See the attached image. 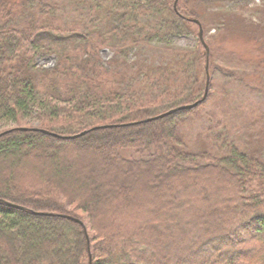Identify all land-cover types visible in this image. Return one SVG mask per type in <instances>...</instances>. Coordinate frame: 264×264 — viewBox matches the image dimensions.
<instances>
[{"label": "trees", "instance_id": "1", "mask_svg": "<svg viewBox=\"0 0 264 264\" xmlns=\"http://www.w3.org/2000/svg\"><path fill=\"white\" fill-rule=\"evenodd\" d=\"M242 1L0 0V264H264V159L178 134L214 87L202 6ZM207 65L203 103L140 123L202 100Z\"/></svg>", "mask_w": 264, "mask_h": 264}, {"label": "rangeland", "instance_id": "2", "mask_svg": "<svg viewBox=\"0 0 264 264\" xmlns=\"http://www.w3.org/2000/svg\"><path fill=\"white\" fill-rule=\"evenodd\" d=\"M202 7L206 8L203 21L206 34L208 37L215 35L220 48L216 53V67L212 70L214 87L212 97L205 103V109L198 113L201 118L198 114L186 117V123L178 134L190 147L189 150L195 153L200 151L219 157L225 155L213 144L214 138L220 134L230 137L243 152L264 159V0L227 3L221 8ZM198 11L203 12L202 9ZM217 11H220L219 14L229 13L226 28L224 26L227 24L223 20L219 22V17H213ZM220 24L223 25L222 29L218 27ZM175 42L179 46H191L196 41L194 37L186 36ZM102 54L105 60L112 56L108 50ZM37 63L41 67H52L55 58L40 57ZM236 77L244 80H235ZM243 82H250L254 88H248ZM224 86L230 88L229 94L221 91ZM212 128L214 134L206 133ZM134 153L132 150L125 151L123 156L136 157ZM127 178L120 177L118 183L130 187ZM141 182L147 188L151 187V182L145 179ZM106 186L104 184L105 189H108ZM136 191L131 189L124 193L131 199L132 193Z\"/></svg>", "mask_w": 264, "mask_h": 264}, {"label": "water", "instance_id": "3", "mask_svg": "<svg viewBox=\"0 0 264 264\" xmlns=\"http://www.w3.org/2000/svg\"><path fill=\"white\" fill-rule=\"evenodd\" d=\"M195 24H197L200 28V33H199V36H200V39L201 41L204 43L205 45V48L207 50V54L209 56V48L208 46L206 45L205 43V39H204V32H203V29H202V26H201V23L199 20L197 19H194L192 20ZM207 73H208V76H207V85H206V91H205V95L203 96L202 100L196 102L195 104H192V105H189V106H182L178 109H175V110H170L169 112H166L160 116H157L155 118H152V119H149V120H145L143 122H140V123H147V122H151V121H156V120H159V119H162V118H165V117H168L174 113H177L179 111H185V110H191V109H194L196 108L197 106H199L201 103H203L206 99H207V96H208V93H209V81H210V76H209V71H208V65H207ZM135 124H138V123H135ZM135 124H131V125H135ZM130 125V124H129ZM110 126H103V127H97V128H94L93 130H98V129H104V128H109ZM14 129H9L7 131H4L2 133H0V138L4 135H7L9 133H11ZM16 130H19V131H22V132H27V131H36V129H30V128H27V127H20V128H16ZM43 133L47 134V135H51V136H56L55 134L51 133V132H48V131H45V130H41ZM87 133H89L88 131L87 132H83L82 134L78 135V136H74L72 138H78V137H82V136H85ZM0 203H2V201H0ZM5 203V202H3ZM15 208H19V209H23L19 206H16V205H12V204H9ZM71 219V217H69ZM76 220V219H75ZM78 221V220H77ZM89 264H93L92 263V258L90 256V263Z\"/></svg>", "mask_w": 264, "mask_h": 264}]
</instances>
